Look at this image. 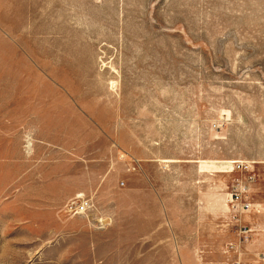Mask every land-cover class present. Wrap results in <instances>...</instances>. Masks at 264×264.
Here are the masks:
<instances>
[{
  "label": "rangeland",
  "instance_id": "374dc122",
  "mask_svg": "<svg viewBox=\"0 0 264 264\" xmlns=\"http://www.w3.org/2000/svg\"><path fill=\"white\" fill-rule=\"evenodd\" d=\"M234 260L264 264V0H0V264Z\"/></svg>",
  "mask_w": 264,
  "mask_h": 264
},
{
  "label": "built area",
  "instance_id": "2783aa9c",
  "mask_svg": "<svg viewBox=\"0 0 264 264\" xmlns=\"http://www.w3.org/2000/svg\"><path fill=\"white\" fill-rule=\"evenodd\" d=\"M245 206L249 209L250 204L249 203H246ZM88 207H89V202L87 200H81V201H79V203H77L76 210H77L78 213H83V212H85L87 210ZM242 231L244 233H247L248 232V229L247 228H244ZM233 248L234 247L231 246L228 251H231ZM226 264H242V263L239 260H234V261L228 262Z\"/></svg>",
  "mask_w": 264,
  "mask_h": 264
},
{
  "label": "crops",
  "instance_id": "0c3cea01",
  "mask_svg": "<svg viewBox=\"0 0 264 264\" xmlns=\"http://www.w3.org/2000/svg\"><path fill=\"white\" fill-rule=\"evenodd\" d=\"M255 255H256V254H255ZM250 256L253 258V256L251 255V253H249L248 255L246 254L244 260H246V259H247L248 257H250ZM254 259H255V258H254Z\"/></svg>",
  "mask_w": 264,
  "mask_h": 264
}]
</instances>
